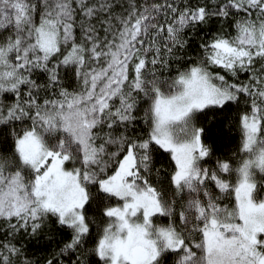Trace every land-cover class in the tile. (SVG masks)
<instances>
[{
	"label": "snow or ice",
	"instance_id": "snow-or-ice-1",
	"mask_svg": "<svg viewBox=\"0 0 264 264\" xmlns=\"http://www.w3.org/2000/svg\"><path fill=\"white\" fill-rule=\"evenodd\" d=\"M0 264H264V0H0Z\"/></svg>",
	"mask_w": 264,
	"mask_h": 264
}]
</instances>
